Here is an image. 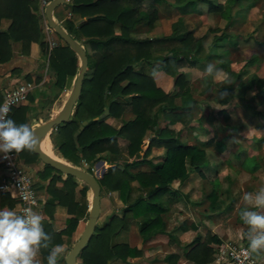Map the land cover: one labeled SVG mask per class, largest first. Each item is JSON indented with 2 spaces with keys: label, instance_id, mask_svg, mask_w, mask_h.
<instances>
[{
  "label": "trees",
  "instance_id": "obj_1",
  "mask_svg": "<svg viewBox=\"0 0 264 264\" xmlns=\"http://www.w3.org/2000/svg\"><path fill=\"white\" fill-rule=\"evenodd\" d=\"M72 2L71 13L86 18L77 26L69 18L63 19L61 23L72 37L73 33L79 34L90 45L93 54L86 52L87 68L70 117L55 125L49 137L61 157L74 165L86 161L88 168L85 170L90 173L92 161L101 156L112 163L97 180L100 190L116 189L124 206L118 213L111 214L104 223L95 226L88 242L76 256L78 264H106L107 260H126L128 256H141L143 252L142 248L130 246L125 242H113L112 236L116 231L127 230L129 225L135 223L142 243L148 242L158 233H167L160 214L168 210L169 202L177 197L176 191L170 187L171 182L174 179H185L191 170L203 177V171L209 165L208 151L203 146L182 143L179 131L167 126L168 122L180 121L187 124L191 120L189 110L196 100L190 94L183 71L178 67L184 61L194 64L198 60L203 37H193L189 31L181 32L175 25L167 35L148 37L136 31L137 24L145 21L148 26H152L157 13L155 10H146L150 3H166L181 12L195 10L199 3H206L208 10L219 12L227 25L237 19L239 10L235 9L231 13V9L235 4L242 3V0L222 2L72 0ZM36 8L37 0H0V19L2 17L10 19L8 26L0 30V63L8 61L11 57V41L21 40L22 54H28L30 41H36L41 55L46 56L47 71L52 76L51 84L59 91L67 80L76 74L77 56L65 42L58 43L48 50L38 14L34 13ZM115 23L118 24L117 31L114 28ZM225 25L214 28V32L220 28L222 30L213 34L208 45L209 53L221 46L230 36V32L223 30ZM160 41L170 43L177 41L178 44L166 47L165 50L158 49L156 52L155 42ZM256 59L255 53L243 59L239 72L243 70V66L255 63ZM144 65L172 75L175 91L166 92L157 86L152 74L143 68ZM221 65L223 63L218 62L216 69ZM237 78L236 84L230 85L226 90L227 94L242 98L244 93L253 87L264 92V81L256 73H252L246 79L241 78L239 73ZM27 79L29 80L28 77ZM176 97L181 98L179 103L175 102ZM27 100L30 102L32 96L27 94ZM28 102L11 106L8 118L13 119L17 125L26 123ZM105 108L108 110L107 113L93 119ZM127 112L131 113L132 117L122 119ZM107 116L121 118L122 122L115 127L104 121ZM87 118L90 120L74 135L80 122ZM161 120L163 123H159ZM118 138L126 142L124 149L119 148ZM153 146L165 148L161 160L153 162L148 157ZM123 150L131 157L130 160H112ZM18 157L26 164L38 158L34 151L28 150L19 152ZM140 163H148L151 169L134 171L132 167ZM43 165V171L55 172L49 177L46 185V190L51 196L44 201L45 212L58 203L65 205L67 211L71 213L66 218L65 226L58 231H52L49 223L44 221V230L52 237V245H55L61 243V235L72 234L79 215H87L88 186L83 182L78 188L79 199L74 200V189L79 180L70 174H65L64 178H61L59 170L45 163ZM133 180L137 185L136 193L131 198ZM56 181H61V187L54 186ZM15 202L17 201L10 198L7 192H0V208L5 205L12 208ZM198 239V235L195 236L191 244ZM210 240L214 245H206L208 241L203 239L187 250L185 257L189 258L192 264H202L207 260L206 257L210 260L212 256L207 254H213L220 244L215 235H210ZM49 250L43 248L40 250L42 264H47ZM175 256L170 253L167 258L173 257L176 260ZM60 264L65 263L63 261Z\"/></svg>",
  "mask_w": 264,
  "mask_h": 264
},
{
  "label": "crops",
  "instance_id": "obj_2",
  "mask_svg": "<svg viewBox=\"0 0 264 264\" xmlns=\"http://www.w3.org/2000/svg\"><path fill=\"white\" fill-rule=\"evenodd\" d=\"M61 3H64L65 6L61 10H57V14H55L54 11L57 8L56 6L52 12V15L54 19L59 22V24L63 27L65 31L67 30L64 28L63 24L61 23L63 19L65 18L72 19L74 25L77 26L80 22H82L86 18L85 16L80 17V15L77 13H71L70 6L73 3L72 0H64ZM163 4L166 5V3H150L147 5L146 10L147 11L155 10L157 13V16L155 20L153 21L152 26H148L145 21L138 23L136 26V31L138 33H142L144 34V36H148V37L163 36V35L169 34L174 25L181 32H185L187 30L186 23L182 24V22L177 21L180 18H177L176 21H173L172 23H170L169 32L162 33L159 31V27L162 25L161 20H162L163 14H165L164 12L161 11V8H163ZM169 6H171L177 11V13L179 14L178 16H182V17L183 15L189 14L197 9L196 7L195 10L181 12L177 10L174 6L172 5H169ZM38 8H39V2L37 0V8L34 11V13L38 14L39 12ZM235 9H238V8L232 7L231 13ZM212 12L218 15L217 20L222 19L219 12H216V11H212ZM208 13L210 14V12ZM239 13L240 14L237 15V19L238 17L244 15V13L240 10H239ZM38 21L39 22L41 21V18L39 17V15H38ZM9 22H10L9 18L2 17L0 19V30L5 29L8 26ZM231 24L225 25L224 23L225 28L223 30L230 32V36L228 37V39L225 40L221 46L216 47V49L211 51L210 53L208 52V45L212 41L213 34L219 33L220 30H222V28H220L217 32H214V28H217V26L221 27V25H219L216 22L214 27H210L208 29L209 33H211V38H210V41L206 45L207 49L205 52H203V48H204L203 38L205 34L203 33L198 36H193V37H199V36L203 37L202 38V50L199 53L198 60L194 64H192L193 66L203 61H206V62L209 61L211 63L213 62L215 66L216 64H218V62H222L223 65H221L220 67L219 66L217 67V72L213 76H209L203 71L204 75L200 76V78L202 79L204 78V81L206 84L204 86L199 87L197 91H193L192 89L189 88L190 94L196 100L194 101L192 108L189 110V113L191 115V120L189 121V123L184 124L183 122H180V121L167 123L168 127H171L175 131H179V136H180L179 139L182 143H188V144L193 143V144H199L203 146L208 151L207 157L209 160V165L203 171L204 172L203 177H201L196 171L191 170L188 172V175L185 179L183 180L174 179L171 182L170 187L171 189H174L176 191L177 197L174 201L169 202L168 210L160 214L162 221L164 220L163 221L164 230L165 232L169 234L158 233L157 236H155L157 239L164 238V239H167V243L173 242L174 244L173 246H167V244L163 243L166 251L161 259L162 264H170V262L171 263L175 262V264H192L191 260L185 257V252L189 250L195 243H200L203 239H205V241H208L206 245L208 246L214 245V242L210 240V235H215V237L219 240V243H223V242H227V240L228 241L232 240L228 238H234V236H236L235 233L237 232V235H238V237H236V239H238L237 241L238 242L243 241L246 244H248V240L244 237V233L247 231V226L244 225L239 215L241 209L243 208L242 197L240 198L238 197L237 199L236 195L234 196V192L236 193V192H239L240 189L247 188V190L243 191L242 193L243 195L245 192L255 193L259 188H255V186H252V184L248 182L246 185H243V187L240 185L239 186L240 189H239V188H235L234 182L225 183L223 179L225 175L228 174V171L230 170L227 164L233 163V162H238V165L240 164V167L242 168V170L248 173V175H250L252 178H254V176H257L258 170L262 168V165L260 163V158L262 154L261 149L263 148L264 143L261 144L262 143L261 142L259 144H255V146L251 145L249 147L248 146L249 144L247 145V143L246 144L239 143L238 140L235 141V139H233L235 147H233L232 150H229L228 144L229 142L233 140L231 138L232 136L228 137V134L239 123H235L236 119L230 122V119L232 118L231 117L232 112H230L229 110L225 108H227V106L230 105L231 103H234L236 105V103H239V99H240L244 102V105L251 106L250 110L252 111V113H255L258 115L260 114V112L257 111V108H258L257 106L259 104H263L262 101L264 100L263 99L264 92L259 91V89H257L256 87H253L252 89L247 90L244 93L242 98H239L234 95H229L226 93V90L228 89L230 85L234 86L236 84L237 79H238L237 76L239 75V73L240 75L244 73L243 71L239 72V66L238 68H234L236 65L235 63L238 62L240 59L235 60L231 56V53L233 52V48L237 45L236 41L238 38L234 31L229 30L228 26ZM114 28L115 30H117L118 24L115 23ZM41 31H42L43 39L46 41V43L49 46V42L46 38L45 32L42 29ZM51 32L53 33L49 32L50 40L53 41L55 44L58 43L61 40V38L57 35L60 38L58 39L55 35V32L54 31H51ZM73 34H74L73 38H75L85 49V44H88V43L81 36H79V34L77 33L76 34L73 33ZM10 44L12 48L11 57L9 58L8 61L4 63H0V102L2 100L3 93L7 88L15 85L18 82L31 81L34 84V86L29 91L28 94L33 97V100L28 102L27 97H26V99L21 103L28 102L29 109L27 112V122L26 123L30 124V126L33 127L38 122L43 121L44 119L50 117L53 113L57 111V109L61 106L63 100L67 96L66 94L65 97L63 98L64 92L67 91L68 89L70 90L73 84L75 75L73 77H70L67 80L62 90L58 91V89L52 86L51 84L52 76L47 71L46 56L41 55L39 44L36 41H30L29 48H28V54H22L20 52L21 40L11 41ZM174 44H178V42L177 41L171 42V43L168 41L167 42L165 41L155 42L156 52H158L157 51L158 49L164 50L165 47H169ZM88 49H89L88 51L87 50L85 51L90 52V48ZM252 53H255L257 56L256 62L253 63L252 65L258 64L259 61H262L261 57L259 56L257 52L253 51ZM252 53H250V55ZM78 65H79V62H78ZM247 68L248 66H243L242 69L246 70ZM152 69L155 70V72L161 71L155 68H152ZM179 70H181L180 67H179ZM145 71L147 70L145 69ZM183 73L189 78L191 77V75H193V74L190 75L189 73H186L184 71ZM253 73H256V71H254ZM151 74L153 76L155 84L159 86L160 88H162L164 91H167V92H169V90L170 92L175 91V88L173 85L172 87L165 88V85L167 86L168 80H169L167 79V76H166L167 73L166 75L165 73L161 74V77H159V81H158V78H156L155 75H153V72ZM256 74L261 79L264 75V74L260 75L258 73ZM27 77L29 78V80L27 79ZM187 78L185 77L186 80ZM207 83L209 85H207ZM188 87H190V83L188 84ZM254 89H256V91H253ZM38 91L39 92L41 91V93H38ZM248 92L252 93L251 94L252 97L251 96L249 97L255 99V101H260L256 107H253V103H251L250 100H249V103L247 100H245L246 93ZM257 92L259 93L261 92L260 95L255 94ZM196 93H198L199 97L200 96L205 97L203 99L204 104L200 102L201 100L200 101L197 100L198 97L195 96ZM37 94H42L43 96L45 95L44 97H41V98H43L44 101L47 100L48 104L46 103L47 106H45L44 108L34 110V108H37L35 107V105L36 106L38 105L39 107H41V104L39 103V101L37 102V99H38ZM176 98H178V101L176 100ZM176 98H175L176 100L175 102L179 103L181 98L179 97H176ZM40 111H41V114H39ZM130 117H132L131 113L129 117L125 119H128ZM262 118L264 119V116H262ZM112 119H117V118L113 117ZM159 123H163L162 120L159 121ZM217 130L220 131V136L218 137L216 134ZM232 133L235 134L234 131ZM242 139L250 143L251 141L254 140V139H244V138ZM41 140H42L43 149L49 155L55 158L64 159L63 157L59 155L56 148L53 146L50 137H43ZM117 142L119 146L121 142L124 143L123 145H125L126 143L124 140L120 138L117 139ZM164 153H165V148L163 146H153L150 150L148 157H150V159L153 162H155V161L161 160L164 156ZM246 159H257V160H255V162L253 163L251 162L252 164L248 166H244ZM18 160L31 173L33 182L35 184L34 186L36 190L38 189V193H37L38 212L44 215L45 221L49 223L52 231L60 230L61 228L65 226L66 218L71 215V213L67 211L66 206L56 203L52 209L48 211L46 210V212L44 210V201L51 196L50 193L46 190V185L48 184L49 177L52 174H55V172L53 170L43 171L44 165H43V162L39 159V157L29 164L24 163L22 159L19 157H18ZM92 163L94 164L95 167L98 163H104L107 166L112 164V163H109L104 158L97 159V160L95 159L92 161ZM214 163H216L215 169L211 167V164L213 165ZM106 168L107 167L105 166L102 168L101 175L105 171ZM132 169L134 171L135 170H150L151 166L148 163H140V164L133 166ZM91 170H92V164H91ZM234 171L235 172L237 171V173L239 174V170L235 169ZM2 173L3 171L0 167V176ZM64 175L65 174L61 172L60 177L64 178ZM195 176H198V178L197 177L194 178ZM193 178L197 180L196 183H192ZM131 184L133 186V189L131 191L130 196L131 198H133L134 190L136 189L135 186L137 185V183L133 180ZM54 186L56 188L61 187V181H56ZM80 186H81V183L80 181H78V184L74 189V195H73L74 200L79 199L78 198L79 197L78 188ZM0 192H4V191H0ZM111 193L112 191H110V195ZM9 197L13 198L10 195ZM233 200H235L234 204L232 203ZM114 202L113 204H115L116 206H119L117 204H120L119 209L117 208L116 209L117 211H114L116 208V206H114V209L112 210V212L107 214L108 218L111 216V214L118 213L121 207L124 206V203L119 199V197ZM5 208L15 210L16 212H18L17 202H15L12 208H8L5 205L1 207L0 209H5ZM99 212H100V202H99ZM221 215H227L225 221H228L229 223L225 225L224 227H220V228L215 227L214 220H216V218L218 219ZM84 216L85 215L78 216L75 229L70 236L65 235V234L61 235V243L59 245H62L65 251L63 253L62 258L58 261V264L64 261V256L68 251V247L74 243V241L78 238L80 232L82 231L84 226H83L81 219ZM105 221L101 222L100 220L98 221L97 219L96 225H100L104 223ZM80 224L82 225L80 226ZM135 227L138 232L137 225ZM135 235H136V244L135 245L128 244V245L142 248V251L145 250L143 245L146 244L147 249L150 247L151 244L149 243V241L146 243L141 242V236L139 232L136 233ZM197 235L199 239L196 242L191 244L192 239ZM139 237H140V240L138 239ZM155 237L153 238L154 240H156ZM112 241L121 242V241H114L113 236H112ZM170 253H173L174 255H176L175 256L177 257L176 260L173 257H170L169 259L167 258V255ZM142 255H143V252H142ZM209 255L212 256L210 260L208 257L203 255V257H206L207 260H204V263L202 264H222L223 263V261L214 260L213 254L208 253L207 256ZM128 258L136 259V258H139V256H135V257L128 256L126 260H128ZM115 261L116 260H112V261L109 260L108 264H114ZM257 263L263 264L264 257H261V259L259 260V262L257 261Z\"/></svg>",
  "mask_w": 264,
  "mask_h": 264
},
{
  "label": "rangeland",
  "instance_id": "obj_3",
  "mask_svg": "<svg viewBox=\"0 0 264 264\" xmlns=\"http://www.w3.org/2000/svg\"><path fill=\"white\" fill-rule=\"evenodd\" d=\"M214 1L215 2H222L223 0H214ZM64 6H65L64 3L58 4L54 13L57 14V10H61ZM233 8H238L240 11H242L244 13V15L238 17V19H236L231 25L228 26L229 30L234 31L238 37L237 41H236L237 45L233 48V52L231 53V56L235 60H238V59H240V60L235 63L236 65L234 68H238V66H239V71H240L241 70L240 68L242 67L241 61L244 58H248L250 53H252L254 51V52H257L259 54L262 61H259L258 64L248 66V68L246 70L243 69L242 71L244 73H242L240 75V77L243 79H246L254 71H256V73L262 75V74H264V0H242V3L235 4L233 6ZM38 11H39V8H38ZM161 11L164 12L165 14H163V17L161 20L162 25L159 27L160 32H162V33L169 32L170 23H172L173 21H176L177 18H180L177 21L182 22V24L186 23V27H187L186 31H189L192 36H198V35L203 34V33L205 34L204 38H203V43H204L203 52L206 51V49H207L206 45L210 41V38H211V33H209L208 29L210 27H214L216 22L219 25H221V27H223L224 23H225L222 19L217 20L218 19L217 14H214V12H212V11H208L206 3H199L197 6V9L195 11H193L189 14L183 15V17L178 16L179 14L177 13V11L167 4L166 5L163 4V8H161ZM208 12H210V14ZM38 15L41 18V15L39 12H38ZM206 15H208V16H206ZM57 18H58V16H57ZM40 24H41V22H40ZM41 29H42V26H41ZM50 33H53V32H50ZM49 34L48 35L46 34V38L49 42V46L47 44L48 50L51 47L57 45L59 42H62V43L64 42L61 39L58 43L55 44L53 41L50 40ZM55 35L58 39H60L56 33H55ZM50 45H51V47H50ZM88 48H90V45L85 44V50L88 51L89 50ZM165 49H166V47H165ZM87 53L93 54L91 49H90V52H87ZM241 58H243V59H241ZM77 60H79L78 57H77ZM90 63H91V61L89 60V64ZM209 63H211V62L203 61V62H199L195 66H193L192 64H189L187 61H184L179 66L181 68V71L189 73L190 75L193 74V75H191L190 78L184 74L186 78L188 77L187 78L188 84L190 83L189 88L192 89L193 91H197V89L199 87L204 86L206 84L204 81V78L202 79V78H200V76L204 75L203 71H204L206 65ZM144 66H145L144 69H146L149 73L153 72V69L151 66H146V65H144ZM164 73L166 75V72H164L163 70L156 72L155 77L158 78V81H159V77H161V74H164ZM166 76H167V79H169V80H168L167 86L165 85V88L172 87L173 76L168 74V73ZM261 80L264 81V79H261ZM207 85H209V84L207 83ZM68 90L64 92L63 98L68 93ZM253 91H256V89H254ZM169 92H170V90H169ZM38 93H41V91L40 92L38 91ZM251 94H252L251 92L246 93L245 100H247L248 103L250 100L251 103H253V107H256L260 101H255V99L251 98L252 97ZM37 95H38L37 102L39 101V103L41 104V107H39L38 105L37 106L35 105V107H37V108H34V110L44 108L48 104L47 100L44 101L43 98H41V97H44L45 95L44 96L42 94H37ZM195 96L198 97L197 100H199V101L201 100L200 102L203 103V99L205 98L204 96L199 97L198 93H196ZM249 96H251V97H249ZM32 100H33V97H32ZM176 100L178 101V98H176ZM262 103L263 104H259L257 106L258 107L257 111L260 112V114H258V115L255 113H252V111L250 110L251 106L244 105V102L240 99H239V103H236V105L234 103H231L230 105H228L227 108H225V109L232 112V115H231L232 118L230 119V122H232L233 120L236 119L235 123H239L228 134V137L232 136L231 137L232 140L233 139H235V141L238 140L239 143H244V144L247 143V145L249 144L248 145L249 147L251 145L255 146V144H259L261 142H262L261 144H263L264 143V119L262 118V116H264V100L262 101ZM39 114H41V111L39 112ZM129 115H130L129 112L125 113L123 115V119L129 117ZM112 118L113 117L107 116L104 118V121L109 123L110 125H115V127L118 126L120 124V122L122 121L121 118H117V119H112ZM233 131L235 132V134L232 133ZM216 134H217V137L220 136V131L217 130ZM238 135H239V137H238ZM44 137H47V136H44ZM48 137H49V135H48ZM261 137H263V138H261ZM242 138L254 139V140L251 141V143H250L246 140H243ZM255 139H257V140H255ZM123 144L124 143L121 142L120 146L118 145L119 148L124 149L125 145H123ZM228 145H229V150H232V148L235 147L234 140L229 142ZM212 149H213V147H212ZM261 151H262V154H261V158H260V163L262 165V168L260 167L261 169L258 170L257 176H254V178H252L250 175H248V173H246L242 170V168L240 167V164L238 165V162H233V163L227 164V166L230 170L228 171V174L225 175L223 181L225 183L234 182L235 188H239L240 185L243 187V185H246L248 182H250L252 184V186H255V188H260V187L264 186V144H263V148L261 149ZM101 158H103V157L101 156L97 159H101ZM116 159H119V160L127 159V160H129L130 157L127 156L125 154V151L123 150V152L121 154L117 155L116 158H112V160H114V161ZM255 160H257V159H246L244 166H248V165L252 164L253 162H255ZM215 165H216V163H214L213 165L211 164V167H213L215 169ZM76 166L82 167L84 169L88 168V166L84 165L83 162L77 163ZM104 166L107 167V165L104 163H98L96 165V167L92 163L91 172L100 178L101 177V170ZM235 169L239 170V174L237 173V171L236 172L234 171ZM98 177H97V179H98ZM196 177L198 178V176H195L194 178H196ZM194 178L192 180V183L197 182V180ZM79 181L81 184L83 183V181H81V180H79ZM232 185H233V183H232ZM194 187H195V185H194ZM244 190H247V188L240 189L239 192H236V193L234 192V196L236 195L237 199H238V197L239 198L242 197V193ZM36 192L38 193V189L36 190ZM230 192H232V191H230ZM135 193H136V189L134 190L133 196L135 195ZM89 196H90V189L88 188L86 197L89 199ZM99 196H100V201H99L100 202V212L98 214L97 219H98V221L100 220L101 222H103V221L108 219L107 214L112 212V210L114 209V206H116L115 204H113V202L118 199V193H117V190L115 189V190H112V193L110 195V191H104V189L101 188ZM234 201L235 200L232 201L233 204H234ZM117 205L120 206V204H117ZM119 206H116L114 211H117L116 209L117 208L119 209ZM226 217H227V215H221L218 219L216 218V220H214V226L220 228V227H224L225 225H227L229 222L225 221ZM86 218H87V215H86V217L84 216L81 219L83 226H84V223L86 221ZM229 221H231V220H229ZM81 225L82 224H80V226ZM135 226H136V224L133 223L132 225H129L127 230L120 229L119 231L114 233L113 240L135 245L136 244V235L135 234L138 233ZM235 235L236 236H234V238H228V239H232L229 241L236 242V243H242V244H245L248 246V244H246L243 241H240V242L237 241L238 240V239H236V237H238L237 232L235 233ZM138 239L140 240V237ZM152 239L149 240V243L151 245L149 244L150 247L148 249H147L146 244L143 245L145 250H143V255H141V257L139 256V258H136V259L128 258V260L116 259L114 264H162L161 259L164 255L165 251H166L163 243L167 244V246H173L174 244H173V242L167 243V239H164V238H160V239L156 238V240H154V239L152 240ZM138 246H139V244H138ZM40 258H41L40 254H38L37 259H39L41 262ZM213 258H214V260H216L215 252H213ZM222 264H231V263L229 261H223Z\"/></svg>",
  "mask_w": 264,
  "mask_h": 264
},
{
  "label": "clouds",
  "instance_id": "obj_4",
  "mask_svg": "<svg viewBox=\"0 0 264 264\" xmlns=\"http://www.w3.org/2000/svg\"><path fill=\"white\" fill-rule=\"evenodd\" d=\"M204 71L213 76L217 69L213 63H209ZM10 110L8 101L0 105V153L7 156L13 151L35 150L37 140L32 127L28 123L17 125L8 118ZM24 199L28 201V206L20 213L7 208L0 209V264H41L37 257L42 248L50 249L46 257L47 264H58L64 247L52 245V237L44 230V215L33 208L35 200L27 193ZM242 203L239 215L247 226L244 237L248 240L245 259L256 264L264 257V186L255 193L245 192Z\"/></svg>",
  "mask_w": 264,
  "mask_h": 264
},
{
  "label": "water",
  "instance_id": "obj_5",
  "mask_svg": "<svg viewBox=\"0 0 264 264\" xmlns=\"http://www.w3.org/2000/svg\"><path fill=\"white\" fill-rule=\"evenodd\" d=\"M62 1L64 0H50L44 7V15L48 25L52 28V30L74 51L76 56L79 58V65L74 76L73 84L61 106L50 117L38 122L32 127L37 140V146L33 151L43 163L52 166L64 174H70L74 176L75 178L83 181L90 189L86 222L78 238L72 245L68 247V251L64 256L65 264H78L76 261V256L88 242L97 223L96 221L99 214L100 185L97 180V176L94 173H90L84 168L73 165L62 158L52 157L41 148L40 143L41 138L44 136L48 137L50 131L55 125L66 121L70 117L74 103L79 96L82 80L87 68V54L85 49L75 38H73L67 31L63 29V27L57 20L54 19L52 15L54 8ZM107 111V108H105L104 111L99 114V116H95L93 119L103 116L105 113H107ZM89 120V118L82 120L78 125L77 130L73 134L75 135ZM108 263L109 260H107L106 264Z\"/></svg>",
  "mask_w": 264,
  "mask_h": 264
},
{
  "label": "built area",
  "instance_id": "obj_6",
  "mask_svg": "<svg viewBox=\"0 0 264 264\" xmlns=\"http://www.w3.org/2000/svg\"><path fill=\"white\" fill-rule=\"evenodd\" d=\"M49 1L38 0L41 26L47 35L52 31L44 15V7ZM33 86L31 81H22L7 88L3 93L0 105L8 101L11 107L23 102ZM82 162L84 165L86 164V161L83 160ZM0 167L3 171L0 176V191L8 192L17 201L18 213L28 206V201L24 199L26 193L35 200L33 208L38 212V198L32 175L19 162L18 153L13 151L7 156L0 153ZM247 248L248 246L245 244L232 241L220 243L215 250L216 261H229L231 264H252L251 260L245 259ZM256 264L258 263L256 262Z\"/></svg>",
  "mask_w": 264,
  "mask_h": 264
},
{
  "label": "bare ground",
  "instance_id": "obj_7",
  "mask_svg": "<svg viewBox=\"0 0 264 264\" xmlns=\"http://www.w3.org/2000/svg\"><path fill=\"white\" fill-rule=\"evenodd\" d=\"M42 139V138H41ZM40 143H41V148L43 149V145H42V140L40 141ZM44 150V149H43ZM45 151V150H44ZM46 152V151H45Z\"/></svg>",
  "mask_w": 264,
  "mask_h": 264
}]
</instances>
